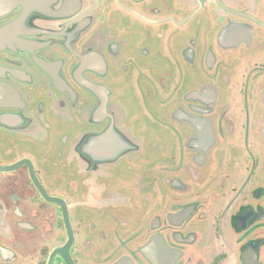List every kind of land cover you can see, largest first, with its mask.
<instances>
[{
	"label": "flooded vegetation",
	"instance_id": "obj_1",
	"mask_svg": "<svg viewBox=\"0 0 264 264\" xmlns=\"http://www.w3.org/2000/svg\"><path fill=\"white\" fill-rule=\"evenodd\" d=\"M0 264H264V0H0Z\"/></svg>",
	"mask_w": 264,
	"mask_h": 264
}]
</instances>
